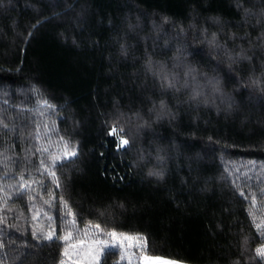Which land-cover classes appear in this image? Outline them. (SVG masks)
<instances>
[{"label":"trees","instance_id":"1","mask_svg":"<svg viewBox=\"0 0 264 264\" xmlns=\"http://www.w3.org/2000/svg\"><path fill=\"white\" fill-rule=\"evenodd\" d=\"M236 3L3 0L0 119L9 125L23 121L25 134L39 124L40 143L50 130L53 151L63 136L70 147L78 145L80 154L56 169L62 185L57 188L50 176L38 174L39 153L24 159L23 149L35 142L22 141L18 132L0 131V150L11 158L0 157V264H19L22 258L23 264H72L80 257L61 255V238L68 231L73 234L70 244L108 240L101 264H127L120 243L108 235L112 229L120 236L145 237L143 252L149 257L186 264H264L255 252L264 244L255 227L264 221V56L258 52L253 62L233 66L231 77L208 56L203 64L196 62L201 56L189 58L201 73L221 80L223 92L235 101L231 109L203 80L208 103L197 104L188 101V91L162 89L143 66L146 47L169 68L178 64V48H199L226 68L222 54L212 51L200 30L206 27L209 38L217 30L206 23L212 16L239 21ZM246 6L260 7L258 0ZM154 23L167 34L155 48ZM180 27L185 32L177 36ZM246 30L253 37L258 34V29L240 32ZM146 36L152 38L145 41ZM124 39L133 46L127 57L119 50L118 40ZM175 70L183 74L182 66ZM44 100L54 107H45ZM161 101L175 119H156ZM117 118L131 141L124 150H117V138L108 135ZM25 168V177L42 186L32 185L17 196L15 186ZM150 168H163L164 180L149 177ZM69 208L77 214L75 225ZM49 231L56 236L53 242L46 240ZM77 251L82 257L85 248Z\"/></svg>","mask_w":264,"mask_h":264},{"label":"snow or ice","instance_id":"2","mask_svg":"<svg viewBox=\"0 0 264 264\" xmlns=\"http://www.w3.org/2000/svg\"><path fill=\"white\" fill-rule=\"evenodd\" d=\"M257 3V0H237L235 7L237 8L238 15H240V20L236 22L225 21L221 19L219 16H212L207 18V22H211L213 26L217 28L216 31L211 32L210 38L208 37V29L202 28L200 31L203 33L205 41L210 46L212 51L222 54L224 61L227 62L226 68L222 66L221 61L216 60L208 53H204L202 49L193 48L191 52H188L184 48H178L177 51L180 53V56L176 57L178 64H173L172 68L168 67V64L164 60H157L153 58V54L149 53L147 47L145 48L144 53V69L147 73H150L154 78V81L158 82L159 86L165 90H171L175 92L181 91V89L188 91V101L193 103H208L207 97L203 92V87L205 85H211L213 93H219L222 98H226V103L228 109H231L235 101L232 99L230 95H226L222 90L221 80L217 76H208L207 73H201L199 68L195 67L192 63H189V58L195 60L197 56H201L200 60L196 62L198 64L205 63L204 56H208L210 60L216 64L217 70H222L225 72L226 76L231 77L234 71L235 65H240L244 62L251 63L256 59V54L259 52L262 56H264V0H258L260 7L257 9L253 6H246V4L254 5ZM3 0H0V7H3ZM168 18L164 17V21H167ZM41 23V21H37V24L32 25V28L35 29L37 25ZM229 27L236 29V31H229ZM136 28L135 25L129 23L128 29L129 31H134ZM153 28L156 31V36L152 37H144L143 39L147 41L148 39H153V48L159 44L162 36H166V33H163L161 29L154 23ZM189 28H195L194 24H190ZM241 29H252L253 31L258 29V34L253 37L250 31L240 32ZM185 29L180 27L177 36L181 33H184ZM29 36L32 35V32L29 31ZM221 36H223V40H221ZM240 41L241 43H237ZM75 42V41H74ZM247 43V47H245V43ZM119 50L120 54L124 57L129 55V50L133 47L131 44L127 42L126 39L123 41H119ZM163 45L167 47L169 45V41L165 39L163 41ZM231 45V46H230ZM178 66L183 67V74L176 71L175 69ZM203 80L205 85H202L200 81ZM253 83H257L254 79ZM33 91H37V89H33ZM201 97L204 99L201 101ZM45 107H54L50 105L47 100L43 101ZM22 112H27L29 109L21 108ZM150 111H152L150 109ZM139 116V114H136ZM168 116L170 120L176 118V114L173 113L170 109H167V106L163 101L160 102V111L156 113V119L159 120L163 116ZM117 121H114L108 129V135L117 138V150H124L130 146L131 141L127 138L125 134V130L123 126H121ZM145 125L148 124V121L143 122ZM27 125L22 121L21 124L9 125L5 123L2 119H0V131L7 129L10 132H18L20 139L22 141L35 142L30 143L28 147L23 149L25 156V161L28 160V157L35 156L37 153L40 154L41 158L39 160V169L37 172L39 175H47L52 179L55 187L60 188L61 181L59 176L57 175V168L62 167L65 162H72L79 157V147H70L69 142L65 140L63 136L59 137V144L55 145V151H53V143L51 141V132L48 131V135L45 136L44 142L41 141L40 134V125L34 124L33 131L25 134L24 128ZM47 129V125L44 126ZM38 144V146H37ZM103 155V153H101ZM0 157L5 160H10L11 158L5 157L3 150H0ZM143 155L140 156V159H143ZM157 159L160 161L164 160L163 156H157ZM27 169L25 168L19 173L18 182L15 186L17 191V196H22L25 192H29L32 190V185H40L42 186V182L38 180H34L25 177V172ZM15 175V174H14ZM149 177H155L157 182L164 180L165 171L163 168H150L147 172ZM42 195V193H39ZM240 194L244 195L243 189H240ZM261 195H264V192H261ZM30 200L36 199V196H29ZM174 198V197H173ZM51 199L55 200V195H51ZM62 204L67 206L68 202L64 199L63 196L59 197ZM251 202L254 204L256 202V194L252 193L250 196ZM69 215L73 217L71 223L73 225L76 224V213L72 212L69 208ZM36 218L35 216L33 217ZM95 229L99 232L101 236H103V231L101 229L100 224H96ZM256 229L260 232L261 236H264V221L261 223H257L255 225ZM111 240L119 241V243L123 246L124 242L127 240H133L131 236H120L118 235L115 229H112L108 233ZM33 236H37V233L33 232ZM73 238V234L71 231H68L61 239L65 242V247L61 252L63 257L72 259L73 253L76 256L80 257L78 259L72 260V264H101V258L105 252L106 247L109 246V241L104 239H92L91 241L80 240L78 243L70 244L69 241ZM56 236L52 231H49L46 237L48 242L55 241ZM136 240H146L145 237L137 236ZM81 246L85 248L83 256H80L79 249ZM140 247L143 248L144 244L141 243ZM255 252L258 257L264 259V244H260L256 247ZM145 264H149V262H158V264H186L183 260L178 259H163L160 257H149L145 255L143 257ZM19 264H23V258L20 260ZM59 264H65L62 260Z\"/></svg>","mask_w":264,"mask_h":264},{"label":"rangeland","instance_id":"3","mask_svg":"<svg viewBox=\"0 0 264 264\" xmlns=\"http://www.w3.org/2000/svg\"><path fill=\"white\" fill-rule=\"evenodd\" d=\"M127 236L133 237V240L125 241L123 246L120 244L122 260L125 261L127 264H145V261L143 259V257L146 255L143 252L144 247L143 248L140 247L141 243L144 244V240L143 241L136 240L135 238L137 237V235L127 234ZM151 257H155V256H151ZM149 264H158V262H149Z\"/></svg>","mask_w":264,"mask_h":264}]
</instances>
